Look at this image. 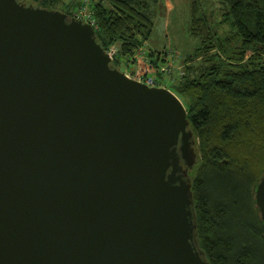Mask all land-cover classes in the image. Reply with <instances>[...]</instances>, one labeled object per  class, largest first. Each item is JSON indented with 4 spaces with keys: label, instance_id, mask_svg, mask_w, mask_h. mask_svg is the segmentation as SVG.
<instances>
[{
    "label": "water",
    "instance_id": "95a60500",
    "mask_svg": "<svg viewBox=\"0 0 264 264\" xmlns=\"http://www.w3.org/2000/svg\"><path fill=\"white\" fill-rule=\"evenodd\" d=\"M195 142L182 99L113 67L89 22L0 0V264H210ZM255 202L264 223V174Z\"/></svg>",
    "mask_w": 264,
    "mask_h": 264
},
{
    "label": "trees",
    "instance_id": "16d2710c",
    "mask_svg": "<svg viewBox=\"0 0 264 264\" xmlns=\"http://www.w3.org/2000/svg\"><path fill=\"white\" fill-rule=\"evenodd\" d=\"M19 1L69 16L75 9L65 0ZM220 1L222 22L231 21L228 34L211 25L213 14L203 0L191 1L189 32L198 43L188 60L196 63L205 55V64L187 66L171 88L186 98L196 141V162L189 169L195 240L210 264H264V223L255 202L264 174V0ZM92 3L96 40L105 50L121 43L120 55L112 61L120 68L121 58L124 64L132 60L152 37L150 5L145 0ZM161 59L151 49L137 59L140 68L132 75L159 73Z\"/></svg>",
    "mask_w": 264,
    "mask_h": 264
},
{
    "label": "rangeland",
    "instance_id": "374dc122",
    "mask_svg": "<svg viewBox=\"0 0 264 264\" xmlns=\"http://www.w3.org/2000/svg\"><path fill=\"white\" fill-rule=\"evenodd\" d=\"M145 1L150 5V14L155 24L152 37L137 48L136 54L131 58L132 60L129 59L127 62L125 61L124 64L121 58L120 69L134 77L132 71L140 68V63L138 62L140 60L138 56L139 50H145L144 54H141L144 56L145 54L147 56L151 49L156 50V55L160 53L162 57L161 60H163V62H160L161 67L159 68V73L154 70L155 72L150 73L148 76L140 74V77L145 81H148L151 77L155 78L158 83L171 89L175 81L178 82V80L183 79L187 66L197 64L201 66L205 64V55H199L195 60L196 63L188 60L189 54L193 53L198 43V40L191 36L189 32L190 5L192 0ZM65 2L75 6L73 15L78 13L81 14L86 5H88L89 11L92 13L94 12L92 8L93 0H65ZM203 3V7L207 8L208 11L213 14L211 25L221 34H228L232 29L231 21L226 19L222 22L224 17L221 15V12L222 9H224V5L221 1L203 0ZM114 45L117 46V52L115 54V57H117L121 52V43L118 42ZM137 59L139 60L137 61ZM145 61L149 64L152 62V58L148 57V60L145 58ZM175 93L177 92L175 91ZM179 97L187 106L186 98L181 95H179Z\"/></svg>",
    "mask_w": 264,
    "mask_h": 264
},
{
    "label": "built area",
    "instance_id": "2783aa9c",
    "mask_svg": "<svg viewBox=\"0 0 264 264\" xmlns=\"http://www.w3.org/2000/svg\"><path fill=\"white\" fill-rule=\"evenodd\" d=\"M73 17H76L78 19H82V20H84L86 22H89L96 29V21H95V18L93 16V13L88 10V5L85 6V8L82 10L81 14L80 13L75 14V15H73ZM107 52H108L109 56L111 57V59L113 61L114 58H115V54L117 52V46L116 45L111 46L109 48V50H107ZM144 52H145V50H139L138 56L140 58H143L144 55H141V54H144ZM137 79L138 80H141V81H144V82L148 83L149 85H153V86H165L163 84L161 85L160 83H158V81L155 78H152V77L148 81L143 80L141 77H139Z\"/></svg>",
    "mask_w": 264,
    "mask_h": 264
},
{
    "label": "clouds",
    "instance_id": "9594fccd",
    "mask_svg": "<svg viewBox=\"0 0 264 264\" xmlns=\"http://www.w3.org/2000/svg\"><path fill=\"white\" fill-rule=\"evenodd\" d=\"M127 73V72H126ZM129 75V74H128ZM165 87V86H164ZM170 89V88H169ZM173 91V90H172Z\"/></svg>",
    "mask_w": 264,
    "mask_h": 264
}]
</instances>
